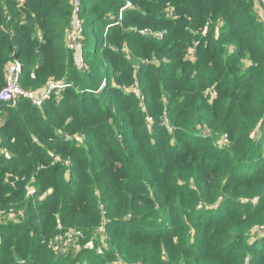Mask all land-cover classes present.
I'll use <instances>...</instances> for the list:
<instances>
[{
    "label": "trees",
    "instance_id": "1",
    "mask_svg": "<svg viewBox=\"0 0 264 264\" xmlns=\"http://www.w3.org/2000/svg\"><path fill=\"white\" fill-rule=\"evenodd\" d=\"M72 1L0 0V90L14 61L24 90L67 85L40 108L0 103V211L24 212L0 222V264H264L255 1L128 0L118 21L126 0H81V71ZM101 225L106 247H85ZM58 227L84 234L75 255L47 246Z\"/></svg>",
    "mask_w": 264,
    "mask_h": 264
},
{
    "label": "built area",
    "instance_id": "2",
    "mask_svg": "<svg viewBox=\"0 0 264 264\" xmlns=\"http://www.w3.org/2000/svg\"><path fill=\"white\" fill-rule=\"evenodd\" d=\"M18 6L21 7L24 4V0H17ZM255 4L260 8L263 13L261 17L262 22L264 23V0H255ZM131 7V3L126 0L123 7L120 8L118 12V21L121 20L122 12ZM81 8H82V1L81 0H73L72 7H71V16L69 20L68 27L65 32V46L72 52L73 56V63L77 70L81 71L84 69V61H83V48H82V41H83V22L81 19ZM10 20V16L6 15L5 21L8 22ZM140 34L143 35H150L153 37H161L149 30H141L139 31ZM193 48L187 51V56H191L193 54ZM188 58V57H187ZM20 64L17 61L9 64L7 69V78L5 86L0 90V103H6L10 107H14L19 99H26L28 100L33 106L40 108L42 104L50 98L51 92L53 91H62L67 85L59 82L50 81L46 85V88L43 91H31V90H24L19 86L18 83V75L20 73ZM136 84V83H135ZM104 86V81L101 83L99 90L102 89ZM152 124V119L150 117L146 118V127L150 128ZM171 132V130H170ZM66 139H71V137L66 136ZM226 140V137L223 138ZM221 145H224L225 142H221ZM2 153L8 157V152L6 150H2ZM57 159V158H55ZM35 190L31 187L30 183L26 185L25 196L26 198L33 197ZM45 194L41 195L40 198H43ZM102 214H104V210L102 206H99ZM24 218V212L22 210H2L0 211V222L3 220H10L13 223L19 222ZM61 227H58V229ZM98 229L102 230L99 231L101 234L105 236V228L101 225ZM97 229V230H98ZM264 229V228H263ZM261 230L263 232L264 230ZM65 231L62 234L56 235L54 238L47 242V246L53 251L56 256H63L65 254L64 247L70 241L67 235L72 234L71 232ZM66 233V234H65ZM65 234V238L64 237Z\"/></svg>",
    "mask_w": 264,
    "mask_h": 264
},
{
    "label": "rangeland",
    "instance_id": "3",
    "mask_svg": "<svg viewBox=\"0 0 264 264\" xmlns=\"http://www.w3.org/2000/svg\"><path fill=\"white\" fill-rule=\"evenodd\" d=\"M254 8H255L256 13L258 14L259 20L262 21L261 20V17L263 16L262 11L260 10V8L256 4H255V7ZM214 94L215 93H213V95ZM225 137H226L225 135H222L221 139H219L217 141L218 142L217 145H219V147H223V145L222 146L220 145V143L222 141L225 142L226 144L228 143L227 138H226V140L223 139ZM12 209L13 210H19V209H14V208H12ZM263 228H264V224L263 223H261L260 225L258 224V225L253 226L251 228V231L249 232V236L251 238L254 237V236H259L260 234L264 233V231L261 232V230ZM57 230H58L57 235L62 234L63 232L70 230L69 232H71L72 234H68L67 236L69 238H71V236H72V238L70 239V241L64 247L65 254H63V255L64 256H72V255H75V253L78 252L79 249L81 248V243L80 242L83 241V240H85L84 234H82V232L80 230L73 229V228H69V229L59 228ZM99 231H102V230L98 229L94 234H92L91 238H89L83 245L85 247L88 246L89 248H91L92 246H94L95 242L98 241V245L96 247L97 250L98 251H101L102 249H104L106 247L105 241L107 240V236H106V234L104 236V234H101ZM65 234H64V237L63 238H65ZM97 234H99V237L97 236ZM77 264H79V263H77ZM81 264H83V263H81Z\"/></svg>",
    "mask_w": 264,
    "mask_h": 264
}]
</instances>
